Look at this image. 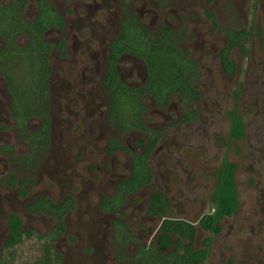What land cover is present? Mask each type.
I'll return each instance as SVG.
<instances>
[{"label": "flooded vegetation", "instance_id": "obj_1", "mask_svg": "<svg viewBox=\"0 0 264 264\" xmlns=\"http://www.w3.org/2000/svg\"><path fill=\"white\" fill-rule=\"evenodd\" d=\"M249 2L0 0V264L27 243L22 264H208L233 167L200 212L197 150L224 121L222 139L242 135L240 104L264 146V0Z\"/></svg>", "mask_w": 264, "mask_h": 264}, {"label": "rangeland", "instance_id": "obj_2", "mask_svg": "<svg viewBox=\"0 0 264 264\" xmlns=\"http://www.w3.org/2000/svg\"><path fill=\"white\" fill-rule=\"evenodd\" d=\"M243 9L249 0H238ZM258 24L261 29V37H264V18L261 10L258 12ZM205 93L207 91L205 90ZM211 93V92H210ZM209 99V94H206ZM212 96V95H211ZM226 107H222L216 103L213 110L218 117H226L227 110L230 108L227 97L222 100ZM247 105L240 104L235 110L239 116L243 132L238 138H230L225 135L226 142L222 136L228 132L227 122L221 121L224 131L216 134L212 138V132L206 138L205 145L198 149L197 164H200L202 170L206 171L205 178L207 190H198L199 194L193 198L197 205L202 207V211H207V202H210V188L212 185L213 173L218 169L222 162L228 161L232 165V180L234 204L232 206L231 216L220 222L223 233L213 238L212 249L208 256V264H264V146L257 147L249 140V115H247ZM214 114V115H215ZM221 126V129H222ZM220 127V126H219ZM242 128L240 130H242ZM209 133V132H208ZM211 139V141H210ZM218 139V140H217ZM200 152V153H199ZM42 177H46L42 175ZM227 192L230 194L231 189L226 186ZM201 192V194H200ZM205 196L208 198L206 199ZM198 207V206H197ZM194 212V211H193ZM198 213V212H196ZM188 217V216H186ZM189 218H193V213ZM204 235H201V241ZM34 247L28 243L16 247L15 264H22L24 261L32 260ZM216 257H218L216 259Z\"/></svg>", "mask_w": 264, "mask_h": 264}, {"label": "trees", "instance_id": "obj_3", "mask_svg": "<svg viewBox=\"0 0 264 264\" xmlns=\"http://www.w3.org/2000/svg\"><path fill=\"white\" fill-rule=\"evenodd\" d=\"M162 55L161 53H157V52H154L152 51V53L150 54V61L152 62V66L151 67H154V71L152 72L151 74V77L153 82L155 83H158L159 81L164 85L166 86V83H165V77H166V74L168 73L167 70H166V67H165V61H163V58H162ZM162 59L163 62H160L159 63V60L160 58ZM151 84V83H150ZM158 91V90H157ZM125 91H123V95L125 98H128V94L124 93ZM159 92V91H158ZM120 94V93H119ZM121 95V94H120ZM123 102V101H122ZM123 106V104H122Z\"/></svg>", "mask_w": 264, "mask_h": 264}]
</instances>
